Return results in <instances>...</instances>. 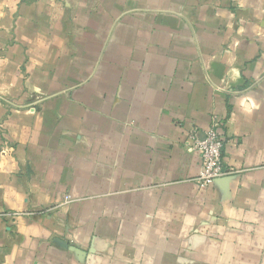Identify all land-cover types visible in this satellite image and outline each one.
I'll list each match as a JSON object with an SVG mask.
<instances>
[{
    "label": "crops",
    "instance_id": "1",
    "mask_svg": "<svg viewBox=\"0 0 264 264\" xmlns=\"http://www.w3.org/2000/svg\"><path fill=\"white\" fill-rule=\"evenodd\" d=\"M0 264H264V0H0Z\"/></svg>",
    "mask_w": 264,
    "mask_h": 264
},
{
    "label": "built area",
    "instance_id": "2",
    "mask_svg": "<svg viewBox=\"0 0 264 264\" xmlns=\"http://www.w3.org/2000/svg\"><path fill=\"white\" fill-rule=\"evenodd\" d=\"M223 123V119L215 117L203 134L199 132L197 126H191L187 132L185 146L189 150L199 152L201 156V170L196 179L201 187L210 186L215 180L236 172L223 163L225 138L220 132Z\"/></svg>",
    "mask_w": 264,
    "mask_h": 264
}]
</instances>
